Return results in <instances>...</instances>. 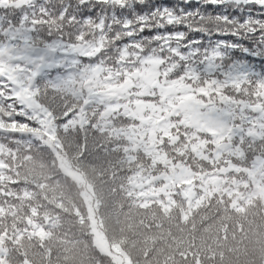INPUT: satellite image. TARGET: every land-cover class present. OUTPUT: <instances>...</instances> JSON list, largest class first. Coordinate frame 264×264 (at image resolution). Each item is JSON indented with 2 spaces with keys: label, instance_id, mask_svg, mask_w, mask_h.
I'll list each match as a JSON object with an SVG mask.
<instances>
[{
  "label": "snow or ice",
  "instance_id": "1",
  "mask_svg": "<svg viewBox=\"0 0 264 264\" xmlns=\"http://www.w3.org/2000/svg\"><path fill=\"white\" fill-rule=\"evenodd\" d=\"M5 114L49 147L58 120L112 132L188 185L189 158L249 150L264 177V0H0Z\"/></svg>",
  "mask_w": 264,
  "mask_h": 264
},
{
  "label": "trees",
  "instance_id": "2",
  "mask_svg": "<svg viewBox=\"0 0 264 264\" xmlns=\"http://www.w3.org/2000/svg\"><path fill=\"white\" fill-rule=\"evenodd\" d=\"M2 118L4 264H116L114 248L129 264H264V179L253 170L252 150L236 172L189 158L193 186L131 152L123 137L78 119L67 130L58 120L56 139L41 131L49 147Z\"/></svg>",
  "mask_w": 264,
  "mask_h": 264
},
{
  "label": "rangeland",
  "instance_id": "3",
  "mask_svg": "<svg viewBox=\"0 0 264 264\" xmlns=\"http://www.w3.org/2000/svg\"><path fill=\"white\" fill-rule=\"evenodd\" d=\"M95 242L101 251L106 252V250L104 249V246L106 245V241L102 234L101 235L99 234V236L95 235ZM110 253L112 254L114 260L116 261V264H129L127 259L122 255L119 249L114 248L113 250H111Z\"/></svg>",
  "mask_w": 264,
  "mask_h": 264
},
{
  "label": "water",
  "instance_id": "4",
  "mask_svg": "<svg viewBox=\"0 0 264 264\" xmlns=\"http://www.w3.org/2000/svg\"><path fill=\"white\" fill-rule=\"evenodd\" d=\"M181 193H182L183 198L186 199V195H185V193H184L183 191H182ZM28 225H30V222H28Z\"/></svg>",
  "mask_w": 264,
  "mask_h": 264
},
{
  "label": "flooded vegetation",
  "instance_id": "5",
  "mask_svg": "<svg viewBox=\"0 0 264 264\" xmlns=\"http://www.w3.org/2000/svg\"><path fill=\"white\" fill-rule=\"evenodd\" d=\"M262 179H264V177L261 176Z\"/></svg>",
  "mask_w": 264,
  "mask_h": 264
}]
</instances>
